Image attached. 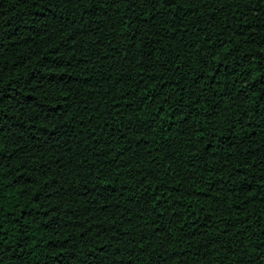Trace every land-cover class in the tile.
<instances>
[{
  "label": "trees",
  "instance_id": "trees-1",
  "mask_svg": "<svg viewBox=\"0 0 264 264\" xmlns=\"http://www.w3.org/2000/svg\"><path fill=\"white\" fill-rule=\"evenodd\" d=\"M0 264H264V0H0Z\"/></svg>",
  "mask_w": 264,
  "mask_h": 264
}]
</instances>
